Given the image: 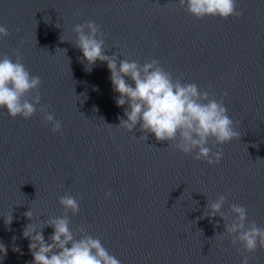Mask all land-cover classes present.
<instances>
[{"label": "water", "instance_id": "water-1", "mask_svg": "<svg viewBox=\"0 0 264 264\" xmlns=\"http://www.w3.org/2000/svg\"><path fill=\"white\" fill-rule=\"evenodd\" d=\"M237 12L229 20L197 19L178 0H0V23L10 32L0 56L15 59L19 51L42 79L41 105L63 126L62 135L54 133L39 106L30 120L0 111L3 264H32L24 214L63 216L65 195L80 205L79 215L68 213L73 230L83 226L120 264H240L246 255L264 264V248L249 254L234 247L232 237L221 238L220 217L203 218L208 200L225 195L226 212L244 206L249 222L264 228V0H237ZM88 21L99 26L106 55L141 65L157 59L174 80L223 101L239 136L223 145L219 165L150 134L145 142L139 126L117 128L124 109L106 62L86 71L82 52L61 41L63 34L74 43L73 29ZM52 232L43 230L46 241Z\"/></svg>", "mask_w": 264, "mask_h": 264}, {"label": "clouds", "instance_id": "clouds-1", "mask_svg": "<svg viewBox=\"0 0 264 264\" xmlns=\"http://www.w3.org/2000/svg\"><path fill=\"white\" fill-rule=\"evenodd\" d=\"M178 5L197 19L229 20L242 16L237 12V0H178ZM73 31L74 43L64 40L63 34L61 41L72 43L82 52L81 63L86 61V71L90 72L97 61L107 64L113 91L118 94L115 103L124 109L117 128L134 132L139 126L144 133L140 138L145 142L150 134L157 142H167L174 150L209 166L222 162L223 145L239 136L223 101L218 102L195 83L174 80L157 59L141 65L135 60H120L117 54L106 55L103 34L94 21L77 24ZM9 36L8 28L0 23V42ZM41 85V77L29 72L19 51L15 53V59L0 56V111L12 119L30 120L37 114L39 106L45 124L51 125L54 133L62 135V123L48 110V106L41 105ZM215 146L219 147L214 152ZM107 195L110 197L111 193ZM59 203L65 209L63 216L37 221L32 210L24 214L31 221L24 227L22 235L29 241L32 264H120L101 240L89 235L83 226L73 230L68 213L79 215L80 205L76 198L65 195ZM227 203L225 195H220L215 201L208 200L203 218L220 217L225 227L221 238L232 237L234 247L239 245L249 254L264 248V228L249 222L248 210L244 206L232 204L226 212ZM12 223L11 211L5 224L10 226ZM47 227H51L53 232L46 241L43 230ZM16 239L13 237V241ZM7 251L0 242V264H3ZM13 251L22 254L19 247H14ZM240 264H251L250 256H244Z\"/></svg>", "mask_w": 264, "mask_h": 264}]
</instances>
